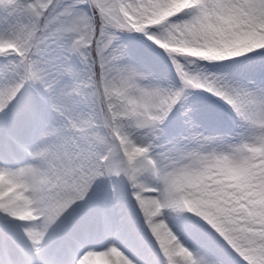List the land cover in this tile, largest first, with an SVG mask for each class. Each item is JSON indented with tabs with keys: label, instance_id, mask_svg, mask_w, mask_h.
Segmentation results:
<instances>
[{
	"label": "snow or ice",
	"instance_id": "1",
	"mask_svg": "<svg viewBox=\"0 0 264 264\" xmlns=\"http://www.w3.org/2000/svg\"><path fill=\"white\" fill-rule=\"evenodd\" d=\"M0 264H264V0H0Z\"/></svg>",
	"mask_w": 264,
	"mask_h": 264
},
{
	"label": "rangeland",
	"instance_id": "2",
	"mask_svg": "<svg viewBox=\"0 0 264 264\" xmlns=\"http://www.w3.org/2000/svg\"><path fill=\"white\" fill-rule=\"evenodd\" d=\"M192 94H195L196 92H198V91H200V90H198V89H191V90H189ZM189 98H191V96L189 97Z\"/></svg>",
	"mask_w": 264,
	"mask_h": 264
},
{
	"label": "bare ground",
	"instance_id": "3",
	"mask_svg": "<svg viewBox=\"0 0 264 264\" xmlns=\"http://www.w3.org/2000/svg\"><path fill=\"white\" fill-rule=\"evenodd\" d=\"M93 260L95 259V258H92Z\"/></svg>",
	"mask_w": 264,
	"mask_h": 264
}]
</instances>
